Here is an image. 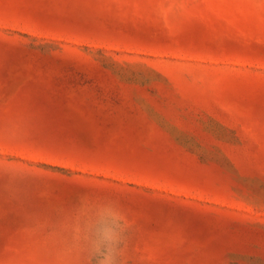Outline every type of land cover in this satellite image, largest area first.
<instances>
[{
  "label": "rangeland",
  "instance_id": "374dc122",
  "mask_svg": "<svg viewBox=\"0 0 264 264\" xmlns=\"http://www.w3.org/2000/svg\"><path fill=\"white\" fill-rule=\"evenodd\" d=\"M110 208L124 264H264V0H0V264Z\"/></svg>",
  "mask_w": 264,
  "mask_h": 264
},
{
  "label": "clouds",
  "instance_id": "9594fccd",
  "mask_svg": "<svg viewBox=\"0 0 264 264\" xmlns=\"http://www.w3.org/2000/svg\"><path fill=\"white\" fill-rule=\"evenodd\" d=\"M112 222L100 221L88 227L77 239L87 256L88 264H124L127 248V216L123 212L108 210ZM81 232V229L77 230Z\"/></svg>",
  "mask_w": 264,
  "mask_h": 264
}]
</instances>
